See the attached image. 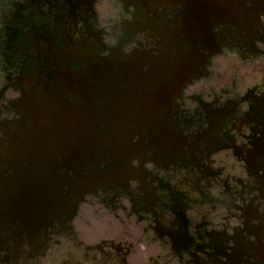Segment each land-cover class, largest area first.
Segmentation results:
<instances>
[{
	"label": "rangeland",
	"instance_id": "obj_1",
	"mask_svg": "<svg viewBox=\"0 0 264 264\" xmlns=\"http://www.w3.org/2000/svg\"><path fill=\"white\" fill-rule=\"evenodd\" d=\"M0 264H264V0H0Z\"/></svg>",
	"mask_w": 264,
	"mask_h": 264
}]
</instances>
